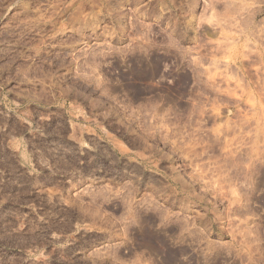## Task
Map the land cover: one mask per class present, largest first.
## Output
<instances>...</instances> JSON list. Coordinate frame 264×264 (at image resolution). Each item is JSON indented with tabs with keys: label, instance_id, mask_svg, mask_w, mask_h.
<instances>
[{
	"label": "rangeland",
	"instance_id": "rangeland-1",
	"mask_svg": "<svg viewBox=\"0 0 264 264\" xmlns=\"http://www.w3.org/2000/svg\"><path fill=\"white\" fill-rule=\"evenodd\" d=\"M0 264H264V0H0Z\"/></svg>",
	"mask_w": 264,
	"mask_h": 264
},
{
	"label": "bare ground",
	"instance_id": "bare-ground-1",
	"mask_svg": "<svg viewBox=\"0 0 264 264\" xmlns=\"http://www.w3.org/2000/svg\"><path fill=\"white\" fill-rule=\"evenodd\" d=\"M73 5V4H72ZM79 28V27H78ZM78 31H80V30H78ZM153 244H156V243H161L162 242V240L159 238V237H157V235L156 236H150L149 238H148ZM157 245V244H156Z\"/></svg>",
	"mask_w": 264,
	"mask_h": 264
}]
</instances>
